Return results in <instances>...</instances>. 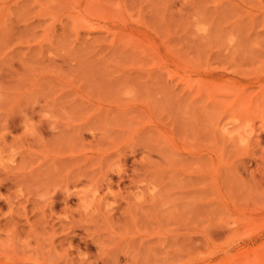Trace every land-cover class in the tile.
I'll return each mask as SVG.
<instances>
[{
  "label": "rangeland",
  "instance_id": "rangeland-1",
  "mask_svg": "<svg viewBox=\"0 0 264 264\" xmlns=\"http://www.w3.org/2000/svg\"><path fill=\"white\" fill-rule=\"evenodd\" d=\"M5 262L264 264V0H0Z\"/></svg>",
  "mask_w": 264,
  "mask_h": 264
},
{
  "label": "bare ground",
  "instance_id": "bare-ground-1",
  "mask_svg": "<svg viewBox=\"0 0 264 264\" xmlns=\"http://www.w3.org/2000/svg\"><path fill=\"white\" fill-rule=\"evenodd\" d=\"M8 258V257H7ZM7 260V259H6ZM16 260V259H15ZM14 262V261H13ZM19 262V260L17 261ZM22 262V261H21ZM12 263V262H11ZM16 263V262H15ZM4 264H10V262H5Z\"/></svg>",
  "mask_w": 264,
  "mask_h": 264
}]
</instances>
